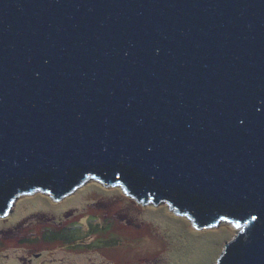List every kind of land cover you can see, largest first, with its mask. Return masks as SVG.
I'll use <instances>...</instances> for the list:
<instances>
[{"label":"water","instance_id":"obj_1","mask_svg":"<svg viewBox=\"0 0 264 264\" xmlns=\"http://www.w3.org/2000/svg\"><path fill=\"white\" fill-rule=\"evenodd\" d=\"M90 179L264 264V0H0V216Z\"/></svg>","mask_w":264,"mask_h":264},{"label":"rangeland","instance_id":"obj_2","mask_svg":"<svg viewBox=\"0 0 264 264\" xmlns=\"http://www.w3.org/2000/svg\"><path fill=\"white\" fill-rule=\"evenodd\" d=\"M239 228H197L165 203L90 179L58 200L16 197L0 217V264H214Z\"/></svg>","mask_w":264,"mask_h":264},{"label":"flooded vegetation","instance_id":"obj_3","mask_svg":"<svg viewBox=\"0 0 264 264\" xmlns=\"http://www.w3.org/2000/svg\"><path fill=\"white\" fill-rule=\"evenodd\" d=\"M116 186H117V185H116ZM42 192H44V191H42ZM31 193H32V192H31ZM45 193H46V192H45ZM22 194H27V193H22ZM22 194H20V195H22ZM20 195H19V196H20ZM65 196H66V195H65ZM147 203H150V202H147ZM163 203H164V202H163ZM159 204H161V203H159ZM165 204H166V203H165ZM154 205H158V204H155V203H154ZM0 217H1V216H0Z\"/></svg>","mask_w":264,"mask_h":264},{"label":"trees","instance_id":"obj_4","mask_svg":"<svg viewBox=\"0 0 264 264\" xmlns=\"http://www.w3.org/2000/svg\"><path fill=\"white\" fill-rule=\"evenodd\" d=\"M182 215V214H181Z\"/></svg>","mask_w":264,"mask_h":264}]
</instances>
